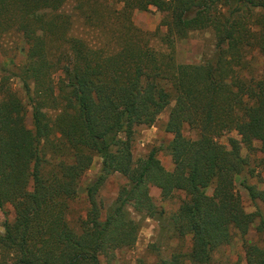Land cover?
Segmentation results:
<instances>
[{
    "label": "trees",
    "instance_id": "16d2710c",
    "mask_svg": "<svg viewBox=\"0 0 264 264\" xmlns=\"http://www.w3.org/2000/svg\"><path fill=\"white\" fill-rule=\"evenodd\" d=\"M71 1L87 16L90 0H0V36L19 32L28 45L16 72L27 102L6 77L0 80V208L10 204L15 212L0 233V264H101V255L135 244L140 223L129 208L156 216L151 185L164 196L187 194L172 222L192 238L187 255L157 264H214V252L235 232L246 235L258 217L264 233L263 215L246 211L235 184L247 165L242 148L259 141L264 153V61L260 74H250L247 60L249 49L264 56V0H121L114 46L72 33L64 11ZM150 6L164 13L162 33L132 20L135 10ZM40 11L48 12L41 31L28 21ZM208 28L218 35L207 62L178 63L151 45V35H158L173 49ZM173 101L166 131L174 136L166 150L174 168L167 170L156 150L135 162V128L153 125ZM230 124L240 138L230 137L224 148L217 137ZM186 126L198 136H187ZM96 156L100 173L84 188L91 207L75 229L69 201L80 196ZM115 172L128 182L103 216L96 195ZM243 186L264 200L263 190ZM245 255L247 264H264V245L247 242Z\"/></svg>",
    "mask_w": 264,
    "mask_h": 264
},
{
    "label": "rangeland",
    "instance_id": "374dc122",
    "mask_svg": "<svg viewBox=\"0 0 264 264\" xmlns=\"http://www.w3.org/2000/svg\"><path fill=\"white\" fill-rule=\"evenodd\" d=\"M90 1L91 3L85 6L88 12L87 16L84 12L86 10L83 11L77 1H71L64 8V11L71 16L73 21L72 33L84 36L97 44L118 45L117 37L121 30V23L115 16L114 10L122 7L121 0ZM47 15V11L36 12L28 17V21L41 31ZM163 17L164 13L155 6H150L148 10H135L132 14L135 26L152 33L158 29L161 33L165 31V26L162 25ZM217 35L218 31L213 28L196 30L191 32L188 37L177 41L173 49L161 41L158 35H151V45L160 52L172 53L178 63L197 64L207 62L212 58ZM23 47L27 48L28 45L26 46L19 32L12 31L0 36V80L6 77L11 87L27 102L28 97L23 82L16 75L24 62ZM249 50L247 53L248 73L260 74L263 68L264 56L256 49ZM59 73L56 78H58ZM173 104L174 101L159 115L153 125H139L135 128L132 145L135 162L147 157L151 151L156 150L163 166L167 170L174 168L172 157L166 150V146L174 136L166 131V123ZM27 107V123L31 126L33 111L30 105H27ZM50 114L53 118L56 116V112L51 111ZM184 133L192 138L198 136L196 130L187 126ZM230 137L240 138L235 124L228 125L223 133L217 137V141L224 148H230ZM261 146L262 143L257 141L254 148H242L241 153L247 159V165L241 173L236 175L235 184L246 211L257 212L264 217V200L260 198L253 199L247 188L243 186L245 181L255 186L256 189L264 191V153L260 150ZM101 165V157L96 156L90 169L81 180L80 196L69 201L67 217L70 225L75 229H79L82 219L86 218L91 207L84 188L100 173ZM127 182L128 179L117 172L106 178L96 195L97 202L102 207L103 216L113 206L121 188ZM149 192L156 205V216H144L129 208L130 217L140 223L137 240L132 246L116 250L112 256L101 255V264H157L162 259L178 254L185 256L190 252L192 248L191 236L178 234L172 222L173 215L179 210L183 201L187 199V194L184 191L176 190L171 195L164 196L161 188L155 185L150 186ZM14 216L15 212L12 205L6 204L4 209L0 208V233L5 230L6 219L13 220ZM258 224L259 217L246 235L243 236L239 232H235L229 244L221 246L214 252V264H247L246 243L264 245V233L257 230Z\"/></svg>",
    "mask_w": 264,
    "mask_h": 264
}]
</instances>
